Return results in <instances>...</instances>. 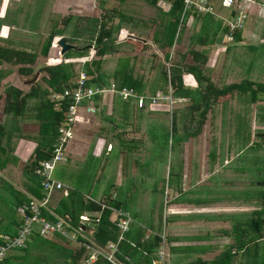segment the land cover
Instances as JSON below:
<instances>
[{
    "label": "crops",
    "instance_id": "obj_1",
    "mask_svg": "<svg viewBox=\"0 0 264 264\" xmlns=\"http://www.w3.org/2000/svg\"><path fill=\"white\" fill-rule=\"evenodd\" d=\"M35 1L36 0H0V45L2 47L12 50L34 51L32 53H34L36 57L42 56L41 43H37L38 48L40 47L39 54V52H35L39 51L38 48H36V50L33 49L34 45H28L27 48H30L25 50L26 45L23 47L22 42H17V38L20 36L24 37L25 39L27 33V37L29 39L26 40V42L30 41L31 43L33 42V37H35L33 34H37L34 33L33 29L40 26L41 17H37L36 13L32 15L31 13L23 12L22 10L23 3L30 5L35 3ZM100 2L98 6H95L94 0L46 1L47 5L50 4V9L55 8L56 10L66 9L67 11H72V13L75 14L74 18L76 16H82V20H84L85 24L88 23V20L90 19L89 17L91 16L94 8H97L96 10L100 11V15L105 14L104 11L108 7H101ZM117 2L120 4V6L109 8L108 10H112L113 8L116 9V11L110 13H115V15H117L118 11V13H121L122 15H125L126 17L133 20L132 22H129L130 19L128 22L127 20L122 22V26L119 31L121 30L123 32L120 33V38L125 40V34L129 36L128 30L126 28L128 27L140 32H152V39L147 40L137 37L136 35H130L131 38L121 43H118L116 39L115 44L118 46L124 43V49L118 48L115 50V52H113V54L108 53L102 58L107 55H116L117 57L113 67L114 69L119 57L128 56V59L131 62L129 63V67L131 68L132 75L142 78L134 68L135 62H137L136 52L145 53L150 49H152V51L155 50L156 52H170L169 59L166 60L165 63L166 65H169L173 55L171 50H174L183 42V38L187 34V26H190L191 32L193 33L188 35L186 38L190 39L191 37L185 47H192L189 53L192 51L200 53L199 56L201 57V60L198 64V69L201 73L199 77L200 80L204 82L202 84H198L194 76L187 72L182 74L181 80L184 89L191 90L193 93L191 94V97L198 102L200 101L201 95L206 93V84L209 82L214 86L212 78L207 74L212 70L207 71V68L210 66H219L216 57L218 49L221 48V51L219 52L223 53L234 51V44L231 47L227 45H225V47H216L215 44H218L219 41V39H217L218 33L222 34L224 32V36L228 35V37H234L240 41L242 40V32L246 30L244 25L242 29L230 32L226 27L225 20L231 19V17H233L231 15L233 11H228V16H225L223 12H219L218 7H216L218 0H211L213 9L212 13H196L197 15H194V13H189L187 16L185 15L184 18L181 17L180 20L182 22L179 23L176 34V36L179 37V40L177 42L175 41L170 48H163L159 46L160 43L159 41H156L157 38L155 39V36L161 38L160 33L162 31L167 32L169 21L164 24L159 21L166 19L167 16L169 17V15L166 13L171 8L170 0H158L156 4L152 3V0H131L130 4H128V0H123L122 3L117 0ZM253 4V9H256L258 14L256 16V23H258V25L264 24V16H262L260 13V10L262 12L264 9V0H255V3ZM123 6H127L128 10L129 7L134 8L130 9L131 11L128 13L125 11V9H123ZM17 7H19V9ZM15 8H17V10L13 13ZM51 12L56 14L55 11ZM99 13L97 12V14ZM251 14L254 16V13ZM156 17H160L161 19L156 21ZM249 17L250 14L248 15V18ZM30 18L35 20L32 28L28 31L26 29L20 30L19 27L21 22L24 21V23H28ZM91 19H101V17L93 15V18L91 17ZM118 19L120 18H117L115 23L118 21ZM51 22L54 26L53 30H55L56 23L53 21ZM156 23L159 24L158 30H155L154 28ZM258 25L256 24V26ZM83 27H85L84 24ZM53 30L51 28L50 32ZM236 33H238L237 36H234ZM117 34H119V32ZM117 34L113 35L117 36ZM206 34L207 36L205 37ZM193 36H196L194 37V41H192ZM261 36L263 38H260ZM258 37L260 38V41H264V30H261V33L258 35ZM56 42L57 38L55 40V43ZM214 46L215 48L211 49ZM52 47L56 48L54 45ZM251 48L254 49V58L252 61L258 60L260 57L264 56L263 43H260L257 47ZM165 52L162 56L163 62L165 59ZM188 55L191 58L190 54ZM186 56L178 55V61L183 60V63L178 62L180 66L186 65ZM97 59H100V57H97ZM52 62H55V60ZM5 63L7 62H2V64H0V69H4V71L0 72V79H4L9 75H14V73H12L9 69L6 70L5 67H1ZM33 65H28V67L32 69ZM15 75L16 78L20 77V79L29 76L20 74L18 70ZM158 78L160 80V77H155L154 84H158L159 82L158 86H156V91H154L155 93L162 92V81H159ZM207 80L209 81L206 82ZM143 83L145 89V81H143ZM109 84L110 82L103 87H108ZM152 93L153 91L151 90V94ZM232 93L226 97H219L220 100H222L220 101L218 98V103L208 110V112L205 114V117L201 119V121L200 117H198V122L196 125H189L186 122V116L190 114L189 106L191 105V102L186 97V94L184 97L174 99L175 104L172 106L165 105L163 103L159 106L149 105L144 107V109H139L134 100L124 101L121 98L109 93L99 95L94 98L93 106H95L94 108L96 109L93 113L86 111L88 103H85L81 106L79 110V122H77L75 127L72 129V137L66 146L67 161L65 163L67 164V169L64 173L66 180H61L57 177L56 179L64 185L66 192L76 190L77 193H75V197L77 199H81L83 202L84 200L93 201V203L97 204L98 206L100 205L99 211L83 212V214L88 213L89 221L91 218H99V216L102 214V211L105 212L106 210L110 211L109 221L111 223H113V219L118 211L126 212L130 215L132 222L130 224V230L127 232L129 238L127 239L123 235V239L120 242L124 240V244H122V249L124 252L121 250L122 254L134 264H146L148 262H146V259H148L149 262L150 260L152 261L155 258V253L160 246L161 238L165 239L166 260L168 264H213L215 260H218L219 258L222 259L223 256V261H226V264H262L264 259V204L262 203V198H260L261 195L259 196L258 201L255 199H250L248 195H241V193L247 187V178L246 183L242 182L244 179L243 175L245 167L243 166V160H240V158L242 156L241 148L243 145H237L240 150H238L235 154H233V152L226 151L228 156L226 158L224 157L221 164H219L217 162V159H219V154L215 150L217 149L215 143L218 142V138L215 135L217 130L214 128L216 118L212 116V118L210 117L209 119V116L213 114L216 106L223 103L225 104L226 101L229 100V97ZM144 98L147 100L146 96H144ZM253 101H257L259 105V107H256L255 103H253V108L257 110H264V104L262 103L264 102V93H257V96ZM107 105H110L111 108ZM157 107H164L166 110H160L157 109ZM154 108L159 110V112H153ZM164 112H168L170 116H163ZM160 113L162 115H160ZM263 113L264 111L261 112L262 117H264ZM151 114L158 115L153 116ZM7 116L9 117L10 115H6V117ZM114 117L119 119L118 121L121 122L122 128H119V125L113 121L112 118ZM257 117L260 120V124H258L263 127V123L261 121L262 117H260V114L257 115ZM27 118L29 117L19 118L17 121H14L11 118L10 123L8 122V125L5 121L0 123V125L4 126L5 132L4 136L2 137V141L0 142V164L3 162L5 163L3 167L0 166V242L2 243L0 246L4 244L6 239L11 238V233H17L20 224H22V218L17 214L16 208L26 203L27 200L29 201L32 198H36L33 194H31V188L34 189L36 183L34 182V187H30L28 177L26 176L29 165L28 167H25V169L22 168L17 170L18 160L22 159L25 163L32 160V155L37 143L36 139L30 138L24 134H20L21 127L18 126V121H23ZM95 118L102 123L109 124V127H102L99 135H96L97 137H95L93 140H88L85 138V135L89 131H92L93 128L91 130L89 128L96 124L94 123L96 120ZM147 118L148 120L158 119L162 124L159 126L163 129L165 128L164 120L171 119V124L169 125L168 123L166 127L169 129V132L166 134V129L165 132H163L164 134L162 137L165 140L167 139V136L170 137L172 135L173 144H175V155L177 156V161L179 163L176 164L177 169L174 167L173 170H169L170 165L168 163L169 171L167 173V180L165 181L164 189L162 190V193H160L162 208H160L159 211L154 210V206L146 209H143L140 206V204L142 205L143 201H152L151 204H154L155 202L160 205V200H157V197H155V192L158 188L156 182L152 184V188H147L148 190L144 189L143 187L140 188L139 192L133 196L130 194L127 186L130 180L136 181V177L139 173V166L136 167L137 164L134 161H131V164L129 163L128 168L125 167L126 165L124 164L121 165L122 156H124V161H126L127 155L129 157L131 155H135V157L138 156L137 151L132 150V147L128 149L129 142L135 141L136 139L140 140L139 137L142 136V133H144L140 127L148 124ZM208 120L210 121L211 126L210 131H206ZM141 121H144V124L138 126ZM251 122L253 121H250L249 119V124ZM14 127H17L18 130H14ZM105 129L108 132L105 131ZM249 129L250 132L252 131V135L259 133L255 132L257 130L259 131L261 129V132L264 131V128H260L258 125H256V127L251 125L249 126ZM118 130L130 131V133L127 135L132 137H129L130 139L127 141L120 135L115 134ZM235 130H237V126ZM10 132L11 138L9 140L8 137L10 136H8V134ZM151 134L153 135L154 132ZM256 137L260 138L264 137V135L258 134ZM240 140L243 141V137H241V135ZM250 143L251 136L245 145L249 147ZM122 145L125 146V150L122 148ZM231 148H235V146H231ZM110 159L111 161L112 159L114 161H118L119 164L117 166V170H115V176H112V178H107L106 175H104V169L105 165H108ZM169 160L170 152L168 155V162ZM90 165L95 166L96 177L98 176L96 180L87 176V173H90L87 171ZM71 166H74V176L73 173H70ZM78 171L81 172V176L77 175ZM150 174L152 175V173ZM220 176L231 177V183H234V187L231 188L230 191H226L227 194H230L228 197L218 201L214 200L211 194L215 192L218 193V188H220L218 186V182L223 183V180H221L222 178ZM80 177L85 179V181H82L83 184L79 187L78 181ZM88 179H91L93 182L88 183L87 185L86 183ZM15 180L19 181L15 183ZM144 181L146 182V180ZM103 183L106 185L108 183L113 184L110 193H106L101 188ZM262 185H264V182ZM133 187L134 189L138 188V186L135 187V184ZM85 188H88L89 190H84ZM82 190L86 191L88 195L81 193ZM61 197L62 196H60V198ZM18 198L19 202L17 203L16 200ZM107 202L120 205L116 208ZM56 208H58V205ZM48 210L50 215L55 214L53 217L56 219V209ZM57 217L62 216L59 215ZM11 218L16 222V224L14 223L12 226L10 224ZM159 220L162 223V231H160L157 227ZM257 221L262 223V228L259 232V237H257L254 242L250 243L251 235L255 234V231L251 228V223ZM84 224H86V222ZM214 224V231H212L211 227ZM86 226H88V233H84L87 235V237L84 236V238L88 239L87 243H95L92 238V226ZM233 228H235L237 231L232 230ZM85 229L86 227L83 228L84 232H86ZM80 236L83 238V234ZM119 236L120 233L118 231L117 239L107 243H116ZM154 237H159V240L155 243L153 241ZM43 239L50 241V239L47 238ZM239 242H245L248 244H246L247 246L244 245L241 249V252H237L235 255H225L227 253L226 251L230 248L233 249V252L236 251L235 245H238ZM43 247H45V245L42 244L40 248ZM30 249L31 251L29 253H25L22 249L10 251L6 258L3 261H0V264H20L22 263V259L25 258H30V262L33 263V261L38 258V252L36 253L35 251L37 250L36 247L32 246ZM49 250L51 256H56L55 258L60 260L61 264H65L68 258L66 253L61 254L57 249L52 248H49ZM27 263L28 262H26V264ZM79 263H81V261ZM38 264L49 263L47 262V259H45V261L42 260L38 262ZM55 264L59 263L56 261Z\"/></svg>",
    "mask_w": 264,
    "mask_h": 264
},
{
    "label": "rangeland",
    "instance_id": "obj_2",
    "mask_svg": "<svg viewBox=\"0 0 264 264\" xmlns=\"http://www.w3.org/2000/svg\"><path fill=\"white\" fill-rule=\"evenodd\" d=\"M46 1L47 0H36L35 3L30 4V5H27V3H23V7H22L23 12H29L32 15H34V13H36L37 17H41L40 18V26L33 29L34 33H37V34H33V35H35V37H33L34 38L33 42H31V43H30V41L26 42V40L29 39L27 37V33H26L25 39H24V37L20 36L17 38V42H19V41L22 42L23 47H24V45H26L25 50H28L30 48V47L27 48V46L30 44L34 45L33 49L36 50V48H38L37 43H41V45L44 44L46 37L52 32V31L50 32L51 28L53 27V23L51 21L56 23L55 30L57 29V31H61V29H63V27H64V21H66L68 18H70L71 20L67 25V31L65 32V34L60 35V36H56L52 39V43H51V46L49 48V51H48V54L46 57H44V56L35 57V64L32 66L33 73L31 75L26 76L25 78L23 77L22 79H20V77L16 78L15 74H16L17 70L22 66L28 67L27 65H14L11 63H5L3 66H1V67H5L6 70L9 69L12 73H14V75H9V76H6L4 79H0V123L1 122L3 123L5 121V122H7V125H8L10 123L11 118H12L10 116L6 117V114L4 112V104H5V100H6L7 89L13 87L14 89L20 90L22 94L28 93L30 91V89L34 88V87H37L39 89V91H44L47 89L50 90V88L48 87V85L46 84V82L43 79V77H48V74L42 70L43 67L55 66V65H58L60 63H71L72 65H74V70L80 71V70H82L81 67H82L83 63H86V61H91L93 58L97 59V57L94 54L95 53L94 46H93L94 43L93 42H92V44L86 43V42H84V39H82L80 41L75 40V37L72 38L74 40L73 43H70V42H66V43L73 45L75 47L78 46V47H80V49H83L84 47H86L88 49V51L84 52V56L77 57L75 52H70L69 53L70 57L68 59H66L64 57V54L63 55L60 54L61 48L57 45V42L60 39V37H65V39H66V37L68 38L69 33L72 31V28L74 26H77V25H82V26L77 27L75 32L77 34H82V33H84L83 24L84 25H86V24H85L84 20H82L83 19L82 16H80V17L76 16L74 18L75 14H73L72 11L70 12V11H67L66 9H61V10H59V9L56 10L55 8L50 9V4L47 5ZM98 1L100 2L101 0H96V2L94 0L95 6H98V4H99ZM107 1H108V4H106L105 6H107L108 8L120 6V4L117 2V0H107ZM130 1L131 0H128V2H129L128 4L131 3ZM220 2H221V0H218L217 6H216V7H218V11L221 13L223 12V14L225 16L226 15L228 16V11H230V10L222 8ZM245 2H247V1H245ZM239 4L243 8L246 9L247 13L249 12L247 15L250 14V17L247 18V22L245 24L246 30L244 32H242V40L239 41L238 39H236L234 37H228V35L224 36L223 35L224 32L222 34L218 33L217 39H219V41H218V44H215L216 47H223V46L225 47V45L231 47L234 44V46H233L234 51H231L229 53H223V52H219V51H221V48H219L217 53H216L217 62L219 63V66H210L208 68L206 67L207 71L212 70L207 74L212 78V82L214 84V87L217 89H222L223 87L228 86L231 83L232 84L233 83H242V85L245 87L246 86L245 84L247 82H253L254 87L252 86L251 89L247 88L244 92H243V90L242 91H240V90L234 91L230 95L229 100L226 101L225 104L223 103V104H219L216 106V108L213 111V114H211V116H209V119H210V117L212 118V116H214V118H216L214 128L217 130L215 135L218 138V142L215 143L217 146L216 147L217 149H215V150L219 154V159H217V162L219 164H221L224 157L226 158L228 156L226 151L233 152V154H235V153H237L238 150H240L237 145H241V144L243 145V147H242L243 149L241 148L242 156H241L240 160H243V166L245 167L244 168V175H243L244 179L242 182L246 183V178H247V183H246L247 187L245 189L247 191L244 190L241 193V195H243V196L248 195L250 197V199H255L258 201L259 196L262 195L264 192V185H262L264 182V149H263L264 137H260V138L258 137L257 138L256 135H258V134L264 135V131L261 132V129H260L259 131L258 130L255 131L256 133L257 132H259V133H257L256 135H252V131L250 132L249 126L254 125L256 127V125H258L260 128H264V117L261 116V112L264 110H257L255 108H253V103H255L256 107H259L258 102L257 101L254 102L253 100L257 96V91L255 90V88L257 87L256 86L257 83H264V56L260 57L261 59L259 58L258 60L252 61V59L254 58V53H253L254 49H252L251 47H257L260 43H263V45H264V41L263 40L260 41V38H263V37L262 36L260 38L258 37V35L261 33V30H264V24L258 25V23H256V16L258 14H257L256 9H253V6H254L253 3L241 2ZM17 8L19 9V7H17ZM17 8L14 9L13 13L16 12ZM132 8H134V7H129V10H128L127 6H123V9H125V11L128 13H129V11H131L130 9H132ZM96 9L97 8H94L91 16L89 17L90 19H91V17L93 18V15L102 17V14L100 15V13H99L100 11L96 10ZM51 11H55L56 14H53ZM97 12L99 14H97ZM251 13H254V16ZM260 13L262 16H264V9L262 10V12L260 10ZM223 14H222V16H223ZM151 15H152V13H151ZM153 16H154V12H153ZM32 18H30L28 23H24V21L21 22L19 29L20 30L26 29L27 31L30 30L32 28V26L34 25V21H35ZM160 19H161L160 17H156V21L160 20ZM170 19H171V17L167 16L166 19L159 21V22L164 24V23H167V21H171ZM256 24L258 26H256ZM38 25H39V23H38ZM158 26H159V24L156 23L155 27H154L155 30H158ZM126 28L128 30L129 36H127V34H125L124 37H126V38H125V40H122L120 38L121 36H120V31H119V34H117V36H116V38L118 37L117 38L118 43H121L123 41H127V39L131 38L130 35H136L137 37L147 39V40L152 39V32L145 33V32L136 31L135 29H132V28H128V27H126ZM186 31H187V34L183 38V42L180 45H178L174 50H171L173 53L172 58H171V62L173 61V63H175V62L183 63V60H181L182 62L178 61V58H179L178 55H185V56L187 55L186 56L187 59H185L187 61V63H185L186 65L195 64V62H196L193 59L192 53H189L192 47L191 46L185 47L187 45L188 40H190L191 37H190V39H186V38L188 37V35L193 33V32H191L190 26L189 27L187 26ZM87 35H89V32L87 33ZM193 37H196V36H193ZM56 38H57V42L55 43ZM127 43H129V42H127ZM54 44H56V48L52 47ZM121 46L124 47V44L122 43ZM23 47H22V49H23ZM194 47H196V46H194ZM214 48H215V46L212 47L211 49H214ZM38 49H39V51H35V52H39V54H40V47ZM24 52H27L29 57H30V54H32V52H34V51H24ZM164 52L163 51L156 52L155 50L152 51V49H150L148 52H145V53L136 52L137 62H135L134 68H135V71H137V73L139 74V76L142 77L143 81H145L146 87L144 89V96H146L147 99H149V97L152 96L151 90H152L153 84L155 82V77L159 75L161 67L166 68V66H164L165 62H163V59H162ZM165 53H170V52H165ZM188 54H190L191 58L189 57ZM92 56H93V58H92ZM116 57H117L116 55H107L104 58H102L103 63H102L101 70L106 75H108L112 72L115 61H116L115 60ZM53 60H55V62H52ZM133 64H134V62H133ZM2 71H4L3 68L0 69V72H2ZM23 81H25V82H23ZM93 86H95V85H93ZM53 93L54 92H52L49 95L48 99L50 102H52L51 101V99H52L51 95ZM158 94H160V93H158ZM245 97H246V99H245ZM219 100H220V98H219ZM262 103L264 104V102H262ZM172 104H175V102L173 101ZM107 106L111 108L110 105H107ZM156 106H159V105H156ZM174 107H175V105H174ZM95 109L96 108H94V110ZM157 109L166 110L164 107H157ZM157 109L154 108L153 112L158 113L159 110H157ZM202 110L203 109L195 110L196 116L200 115ZM29 114H30V112H29ZM259 114H260V117H262L261 121L263 123V127L259 125L260 120L257 117V115H259ZM151 115L156 116L158 114H151ZM160 115H162V114L160 113ZM263 115H264V113H263ZM163 116L169 117L170 115L168 112H164ZM112 119H113V121H115L119 125V128H122L121 127L122 124L120 121H118L119 119H117V117H114ZM249 119H250V121L251 120L253 121L250 123L251 125L249 124ZM170 120L169 119L164 120L165 128L163 129L162 127L159 126L162 124L158 119H149L148 120V118H147L148 124L140 127V128H142V130L144 132V133H142V136L139 137L140 140L136 139L135 141L129 142L128 149L132 147V150L137 151L138 156L135 157V155H131L129 157L127 155L126 161H124V156H122L121 165L124 164V165H126L125 167L128 168L129 163L131 164V161H134L137 164L136 167L139 166L138 167L139 173H138V176L136 177V181L130 180L128 182L127 187H128V190L130 191L131 195L135 196L139 192V189L142 187L146 190H148L147 188H152V184L156 182V185H158V188H157V191L155 192V197H157V200H160V193H162V190L164 189L165 181L167 180L168 171L171 169L173 170L174 167H176L175 169H177L176 164H179V163L177 161V156L175 155V144H173V137H172V135L170 137L167 136V139H165V140L162 137L164 134L163 132H165V130L167 129L166 127H167L168 123H169V125L171 124ZM94 123H96L97 125L96 124L92 125L91 128H89L90 130L93 128L92 131H89L85 135V138L88 140H93L95 137H97L96 135H99L102 127H109V124L102 123V122L98 121L97 119L94 121ZM16 124H17V122H16ZM142 124H144V121H141L138 124V126L142 125ZM18 126L21 127L20 128L21 129L20 134H24L26 136H29L30 138H34V139H36V141H38L40 139V137L38 136L39 121L35 120L34 117L33 118H27L23 121H18ZM236 126H237V130H235ZM148 129H149V131H148ZM210 129H211L210 121L208 120L206 131H210ZM168 130L169 129H167L166 134L169 132ZM105 131H107V130L105 129ZM153 132H154V134L152 135L151 133H153ZM128 133H130V131L118 130V131H116L115 134L120 135L121 137H123L125 140L128 141L130 139L129 137H132V136H128L127 135ZM247 133H248V137H247ZM77 134H79V133H77ZM240 135H241V137H243V141L240 140ZM250 136H251V143L248 147L245 144L249 141ZM36 141H34V142H36ZM32 142H33V140H32ZM231 146H235V148H231ZM122 148L124 150L126 149L124 145H122ZM169 152H170V160L168 162ZM139 157H141V158H139ZM170 161H171V163H170ZM30 162L28 161L27 163H25L22 159L18 160L17 170H20L22 168L25 169V167H28ZM110 162H112V163H110ZM168 163L170 165L169 170H168ZM118 164H119L118 161H114L113 159L111 161V159H110L108 165H105L104 175H106L107 178H112V176H115V170H117ZM235 164H236V161H235ZM66 169H67L66 163L58 164L56 177L58 179H61V180H66L65 175H64ZM73 169H74V166H71L70 167V173H73V176H74ZM147 170H149V171H147ZM87 171L90 172V173H87V176L96 180V178L98 176L96 177L95 166L90 165L88 167ZM150 173H152V175ZM80 174H81V172L78 171L77 175L81 176ZM220 177L222 178L221 180H223V183L218 182V186L220 187V188H218V193L215 192V193L211 194L212 198H214V200H218V201H221V200L225 199L226 197H228V195H230V194H227L226 191H230L231 188L234 187V183H231V177H229V176L228 177L220 176ZM76 178H78V177H76ZM67 180H69V179H67ZM144 180H146V182ZM18 181L15 180V183H17ZM82 181L84 182L85 179L80 177L79 181H78L79 187L83 184ZM92 182L93 181L91 179H88L86 184L88 185V183H92ZM110 184L111 183H108L106 185L103 183L101 188L106 193H110V191L112 190ZM134 184H135V187L138 186V188L134 189V187H133ZM64 188L65 187L61 188L59 190V192H54V193L50 194V196L48 198V202L46 204V206L48 205V209H50V210L56 209L57 204L61 199L60 196H62L63 192H65ZM84 190H89V189L85 188ZM84 190H82L81 193H83L84 195H88L87 192ZM88 197H90V196H88ZM151 203H152V201H143L142 205L140 204V206L143 209L151 208L152 206H154L155 207L154 210H158V211L160 210V208H162V205H161L162 200H160V205L155 203V202H154V204H151ZM50 206H52V207H50ZM46 211H48V210H46ZM84 215H86L89 219L88 213H84ZM168 219H171V218H168ZM158 223L159 224L157 225V227L160 231H162L163 229L161 230V225H162L161 221L159 220ZM82 224L85 227L86 225H90L91 222L87 221L86 225L84 223H82ZM215 224L211 227L212 231H214ZM199 225H201V224H199ZM83 228L79 229V233L81 231H83ZM204 228H206V227H204ZM85 231H86V233H88L87 229H85ZM80 235H82V233ZM84 235L85 234H83V238H84ZM64 237L66 240L52 236V235L47 236L46 238L50 239V242H52L54 245L62 247L64 252H66V253L75 254V253H77V251H80L84 248L82 245V243H83L82 240H79L78 238H76V236H74L72 233H71V235L64 236ZM40 249H42L43 251L38 252L39 258H41L42 256H45V258L47 259V262L49 264H55L56 261H57V263L61 264V261L58 260L57 258H55L56 256H50L48 254L50 251L48 247H43ZM85 249H84V252H82L83 256L85 254H88V253L89 254L94 253V251L92 252V250L87 249V247H85ZM30 251H31V249L28 250V252H30ZM58 252H60V251H58ZM165 252H166V249H165ZM218 263H213V264H218ZM220 264H222V263H220Z\"/></svg>",
    "mask_w": 264,
    "mask_h": 264
},
{
    "label": "trees",
    "instance_id": "obj_3",
    "mask_svg": "<svg viewBox=\"0 0 264 264\" xmlns=\"http://www.w3.org/2000/svg\"><path fill=\"white\" fill-rule=\"evenodd\" d=\"M120 3L123 2V0H118ZM158 0H152V3L156 4ZM171 2V8L169 11L166 13L169 15L171 18V21L168 23V28L167 32L162 31L161 38H158V36H155L156 41H159V46L163 48H170L173 43L178 41L179 37L176 36L177 30L179 23L182 22L181 15H182V9H183V0H170ZM106 4H108L107 0H101L100 5L101 7H104ZM109 8L105 9V14L102 15L101 19H89L88 23L84 27V33L82 34H77L75 31L77 27H80L82 25H77L72 28V31L69 33V37H66V42L73 43V39L75 37V40H82L84 39V42L92 44L94 43V50H95V56L100 57V59H92L89 62L83 63L80 71H83L86 73L88 80L87 83L89 85H95L98 87H103L107 85L109 82L114 83L117 88H122V87H129L133 88L136 92L137 95L139 96H144L143 91H144V83L142 78H138L137 76L132 75L131 68L129 67V57L128 56H122L119 57L116 63L115 68L112 70V72L108 75H106L102 70V57L108 53L113 54L115 50L118 48H123V46L116 45L115 40L117 39L115 35L119 32V29L121 28L122 22L125 20H128L130 18L126 17L125 15H122L121 13H118L115 15V13L111 14L110 12L116 11L115 8L112 10H108ZM110 13V14H109ZM194 13V15H197V11L195 10H190L188 13ZM185 17V16H184ZM183 17V18H184ZM117 18L118 21L115 23V20ZM70 18H68L66 21H64V27L61 29V31H54V26L52 27V32L46 37L44 44H42L41 47V55L46 57L49 51V48L52 43V39L56 36H60L65 34L67 31V25L70 22ZM133 20L130 19L129 22H132ZM89 32V35L87 33ZM238 33H236L234 36H237ZM207 34L205 35V37ZM194 37L192 38V41H194ZM124 44V43H123ZM77 48L74 50H68L66 53H64V57L68 59L70 57L69 53L70 52H75L77 57H82L84 56V52H87L88 49L84 47L83 49H80V47L76 46ZM116 47V49H115ZM54 48V47H53ZM86 48V49H85ZM193 55V59L196 61L195 64L193 65H182L180 66L178 62L173 63V61H170L169 65L164 64L165 67H161L160 72L158 77H160V80L162 81V86L161 90L163 94H168L171 93V96L173 99H177L180 97H184L186 94L187 98L190 100L191 105L189 106L190 109V114L187 115L186 122L189 125H196L198 122V117L203 119L205 117V114L210 110V108L218 103V98L221 96H227L230 93L234 91H242L243 92L248 88L251 89L252 86L254 85L253 82H247L245 87L242 85V83H233L228 86L223 87L222 89H217L215 88L211 83L208 82L205 86V94L201 95L200 101H195L194 98L191 97L192 91L191 90H185L183 85H182V80L181 76L184 72L190 73L194 76L198 84H202L204 81L200 80V71L198 69V64L201 60V57L199 56L200 53L198 52H191ZM35 54H30V57L27 52L20 51V50H12L8 49L6 47H2L0 45V64L2 62H7L11 63L14 65H33L35 63ZM169 59V53L165 54V59L164 62L166 63V60ZM43 71H45L48 74V77H43L44 81L50 88L44 91H39L37 87L31 88L30 91L26 94H22L20 90L14 89L13 87L7 89V95H6V100L4 104V112L6 115L12 116V119L14 121L19 120V118H33L37 121H39V132L38 136L40 139L36 143L35 150L32 155V160L29 163L28 167V182L30 183V187H34V182L36 183L34 189L31 188V194H33L37 199H42L46 194H45V189L43 186L44 179L37 175L35 173L36 169L40 168V163L50 160L52 157V150H53V145L57 144V138L59 136V127L63 124L64 122V114L67 111L69 104H70V99H67L61 103L58 109L54 107L55 103L49 101V95L52 92H63L65 89H71L74 86V80L78 76V72L74 70V65L71 63H60L55 66H45L42 68ZM19 73L22 75H31L33 73V70L30 67H20L18 69ZM1 75V74H0ZM1 77V76H0ZM159 80V78H158ZM159 80V81H160ZM108 82V83H107ZM157 84V83H155ZM153 84L152 88V95L154 96L156 93V86H158L159 82L157 85ZM257 87L255 90L257 93L262 94L264 93V83H257ZM254 87V86H253ZM144 106L138 107L139 109H144V107L150 105V101L146 98H144ZM136 103V102H135ZM137 105V103H136ZM202 110L200 115L196 116L195 110ZM30 112V114H29ZM28 113V114H27ZM32 116V117H31ZM14 130H18L17 127H14ZM4 126L0 125V142L2 141V137L4 136ZM8 139L10 140L11 138V132L8 134ZM1 147V146H0ZM3 151V150H2ZM66 159L65 161L61 163H65L67 161V153H64ZM60 164V163H58ZM58 164L54 170L53 173V178L56 179V173H57V167ZM5 163H1L0 166L3 167ZM59 182V181H58ZM62 184V183H61ZM63 185V184H62ZM111 188L113 187V184H110ZM64 185L61 187L63 188ZM60 188V189H61ZM58 189L55 192H59ZM65 189V188H64ZM54 193V192H53ZM70 193V194H69ZM76 190L75 191H67L63 192L62 197L60 201L58 202V207L55 210V213L57 216H63V215H69L71 218L70 225L71 227H66V230L68 232H73V230H79L80 228L84 227L83 225H80V220L79 216L83 214V212H95L100 210V205L98 206L97 204L93 203V201H85L84 202L81 199H77L76 196ZM262 198V203L264 204V194L261 195ZM33 199V198H32ZM32 199L29 201L27 200L26 203H29ZM16 202H19V198L16 200ZM108 204H111L115 206L116 208L119 207V205H116L115 203L107 202ZM23 205V204H22ZM109 210H106L105 212L102 211V214L99 216V218H91V228H93V233H92V238L95 241L96 244L99 245H105L109 241H115L118 236V229L115 227L114 223H111L109 221ZM257 214V212H256ZM42 215L46 220L49 221H55L54 217L49 214L48 211L43 210ZM13 221V222H11ZM10 224L11 226L16 222L12 220L11 218ZM86 225V224H85ZM21 226V224H20ZM19 226V227H20ZM251 228L255 231V234L251 235L250 243L254 242L257 237H259V232L261 231L262 228V223L261 222H254L251 223ZM86 229H88V226H85ZM12 229V228H11ZM130 230V228H129ZM128 230V231H129ZM232 230L237 231L235 228ZM84 234L86 232L81 231L79 233L76 232L74 235L76 238L79 240H82V242L87 243L88 239L82 238L80 234ZM15 232L11 233V238L15 236ZM128 233H125L124 236L125 238H129L127 235ZM53 236L65 239L64 236L60 235L59 233L54 234ZM87 237V235H84ZM127 236V237H126ZM66 240V239H65ZM159 240V237H154V243ZM31 241V242H30ZM26 248L22 249L24 250L25 253H29L28 250L30 247H36L37 252L43 251L40 249L41 245H45V247H49L52 249H57L60 251V253H66L64 252L62 247L54 245L50 241H46L45 239L41 238L39 235H33ZM86 241V242H85ZM0 244H2L0 242ZM122 244H124V240L119 243V247L121 250L122 249ZM245 242H239L238 245H235L236 251L233 252V249L230 248L228 249L225 255H231V254H236L237 252H241L242 247L245 245L247 246ZM20 250V249H19ZM82 252H84V248L80 251H77L75 254L71 253H66L68 255V258L65 262V264H81L79 263L82 258ZM124 252V250H123ZM51 256V253H48ZM28 256V255H27ZM26 256V257H27ZM224 258V256H223ZM222 259L215 260L214 263H222L226 264V261H223ZM29 259V260H28ZM45 256H42L41 258L35 259L32 262L30 258H25L22 259V263L20 264H38L40 261H45ZM4 259L0 260L3 261ZM148 261V262H147ZM146 264H151V260L149 262L148 259H146ZM167 262V260H166ZM94 264H109L106 260L104 259H97V261ZM262 264H264V259L262 261Z\"/></svg>",
    "mask_w": 264,
    "mask_h": 264
},
{
    "label": "built area",
    "instance_id": "obj_4",
    "mask_svg": "<svg viewBox=\"0 0 264 264\" xmlns=\"http://www.w3.org/2000/svg\"><path fill=\"white\" fill-rule=\"evenodd\" d=\"M241 2L255 3V0L221 1L222 7L233 9V17L226 20V27L230 32L242 29L247 21L248 13L246 9L239 4ZM190 10H195L198 14L212 13L213 9L211 0H183L181 17H184ZM120 33H122V31H120ZM87 80L88 77L86 73L79 71L77 78L74 80L73 88L65 89L63 92H54L51 95V101L55 103L54 107L56 109H58L61 103L67 99H70V104L64 114V122L59 127V136L57 138V144L53 146L51 159L41 162L39 165L40 168L35 171L37 175L44 179L43 186L46 195L41 200L33 198L29 203L20 205L16 208L17 214L22 218V224L16 235L12 238L6 239L4 244L0 246V260L5 259L10 251L26 248L33 235H39L40 237L46 238L47 236H53L57 233L62 236H68L71 235V233L74 235V233L79 231L73 230V232L70 233L66 230V227H71V219L69 215L56 217L55 221H49L43 217L42 211L48 210V205L46 206V204L50 194L63 186L53 178V173L57 164L66 159L64 153H66V146L72 137V129L75 127V124L79 122V110L81 106L88 103L86 111L93 113L94 98L106 93L117 96L124 101L134 100L138 107L144 106V96L137 95V92L131 88H117L114 83H110L108 87H98L89 85ZM148 100L150 101V105H161L164 103L169 106H172L174 101L171 93L163 94L161 92H157L154 96L152 95ZM51 215L55 216V214ZM79 220L80 225L89 221L88 217L84 214L79 216ZM131 222L132 218L128 213L118 211L113 219V223L120 233L118 241L116 243H107L104 246L83 242L82 245L84 249L87 247V249H91L94 253L85 254L81 260V264H94L99 258L106 260L109 264H134L128 258L124 257L119 247V242L123 239V235L128 232ZM151 264H168L166 262L164 238H161L160 246L155 253V258L151 261Z\"/></svg>",
    "mask_w": 264,
    "mask_h": 264
},
{
    "label": "water",
    "instance_id": "obj_5",
    "mask_svg": "<svg viewBox=\"0 0 264 264\" xmlns=\"http://www.w3.org/2000/svg\"><path fill=\"white\" fill-rule=\"evenodd\" d=\"M233 12H232V16H233ZM57 45L61 48L60 54L63 55L64 53H66L68 50H74L76 49L75 46L67 44L66 43V39L65 37H60V39L57 42Z\"/></svg>",
    "mask_w": 264,
    "mask_h": 264
},
{
    "label": "clouds",
    "instance_id": "obj_6",
    "mask_svg": "<svg viewBox=\"0 0 264 264\" xmlns=\"http://www.w3.org/2000/svg\"><path fill=\"white\" fill-rule=\"evenodd\" d=\"M222 1V0H221ZM220 4H221V2H220ZM222 6V5H221ZM223 8H225V7H223ZM226 9H228V8H226ZM230 11H232L233 9H229ZM121 31V30H120Z\"/></svg>",
    "mask_w": 264,
    "mask_h": 264
},
{
    "label": "bare ground",
    "instance_id": "obj_7",
    "mask_svg": "<svg viewBox=\"0 0 264 264\" xmlns=\"http://www.w3.org/2000/svg\"><path fill=\"white\" fill-rule=\"evenodd\" d=\"M54 46L56 47V44H54Z\"/></svg>",
    "mask_w": 264,
    "mask_h": 264
}]
</instances>
